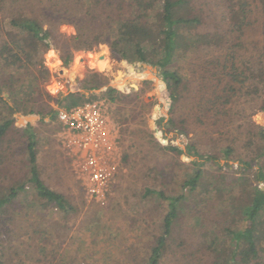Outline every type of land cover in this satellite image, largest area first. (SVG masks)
Masks as SVG:
<instances>
[{
	"label": "rangeland",
	"instance_id": "obj_1",
	"mask_svg": "<svg viewBox=\"0 0 264 264\" xmlns=\"http://www.w3.org/2000/svg\"><path fill=\"white\" fill-rule=\"evenodd\" d=\"M82 4L81 0H0V47L9 41L5 33L7 22L18 13L40 16L43 28L51 27L52 38L46 41L36 67L15 71L3 68L0 62V87L8 78L18 79L20 83L12 92L24 99L30 98L32 87L37 86L40 99L36 107L43 112L31 115L38 120L24 124L18 118L27 115L15 113V127L27 128L34 135L41 180L50 190L64 195L75 209L72 214L64 215L36 200L26 184L29 176L25 139L11 133L0 148V195L19 184H25V191L0 211L1 264H145L162 232L161 223L167 212V202L156 196H145L146 190L160 191L166 196L186 194L188 188L182 187L184 176L189 168L198 167L195 162L199 167L201 163L187 149L190 144L207 151L223 143L229 145L228 140L234 138L238 142L234 148L240 150L249 140L247 131L264 128V111L250 114L251 110L246 107L248 96H242L245 93L242 90L234 100L239 109H245V119L237 121L236 131L218 133L219 128L208 125L204 115L198 111L192 115L188 100L177 107L176 114L187 118L188 134L170 129L168 93L155 68L131 65L122 59L117 61L118 56L111 57L113 54L105 45L93 50L72 49L73 37L87 22L82 16L86 9ZM204 56L207 58L209 54L192 56L189 62L180 64L181 72L188 75L193 85L197 83L198 67ZM40 68L46 69L49 75L41 74ZM88 78L96 89H85ZM54 81L61 82L58 94L54 93ZM111 89L129 94V98L123 101L116 96L114 102L108 103L100 94ZM70 92L99 95L87 103L103 102L107 111L115 174L103 201L87 193L77 173V158L64 146L57 116L51 120V114H47L49 108L52 112L60 111L47 95L61 99ZM0 97L13 107L9 93L3 90ZM259 101L263 105V99ZM169 148H177L179 153ZM217 162L221 169L213 165L201 167L207 177L201 183L206 185L219 175L229 180L242 176L237 161L220 158ZM247 178L248 185L264 189V183L254 182L251 176ZM218 203L213 193L206 194L200 188L187 196L182 212L172 225L160 264L212 262L211 255L204 251L208 236L205 232H221L225 216L217 211Z\"/></svg>",
	"mask_w": 264,
	"mask_h": 264
},
{
	"label": "trees",
	"instance_id": "obj_2",
	"mask_svg": "<svg viewBox=\"0 0 264 264\" xmlns=\"http://www.w3.org/2000/svg\"><path fill=\"white\" fill-rule=\"evenodd\" d=\"M81 2L86 7L82 16L87 22L73 37L72 49L93 50L105 45L112 52L111 57L118 56L117 61L122 59L131 65L145 64L155 68L168 93L170 129L188 134L187 118L176 116L177 107L187 100L192 115L198 111L208 125L216 126L218 133L222 134L236 131L239 128L237 121L245 119V109H239L234 100L242 90H245L242 96H248L246 107L251 110L250 114L264 111V0ZM213 15L216 17L211 20ZM5 33L9 41L0 47V62L3 68L15 71L36 67L46 41L52 38L51 27L44 29L40 16L26 12L10 18ZM203 53H208L209 57L204 56L201 60L197 83L193 85L188 75L181 72L180 64ZM68 58L69 52L65 63ZM40 69L41 74L49 75L46 69ZM18 81L8 78L0 87V92L6 91L13 100V107H10L0 97V148L11 133L24 138L29 176L26 184L31 187L36 200L64 215L72 214L75 209L66 197L50 190L39 176L34 135L27 128L19 130L15 127V113L31 116L43 112L36 107L40 99L37 86L32 87L30 98L19 99L16 92H12L20 83ZM85 84L87 90L97 88L91 78ZM98 96L73 93L63 99L49 95L47 98L57 105L58 110H69ZM116 96L123 101L129 98V94L113 89L100 94L108 103L114 102ZM57 113L51 108L47 111L51 120ZM246 134H250L249 140L240 150H235L238 142L234 138L228 140L229 145L223 143L212 149L209 147L207 151L190 144L187 149L201 163L199 167L195 162L198 167L189 168V173L184 176L182 187L188 188L186 194L166 196L160 191L146 190L145 196H156L167 202V212L161 223L162 232L150 249L145 264H160L172 225L182 212L187 196L198 188L218 198L217 211L225 216L219 234H214V230L205 232L208 236L204 251L213 258L209 264H264V191L248 185L247 178L251 176L254 182L264 183V128L249 130ZM169 150L179 153L177 148ZM220 158L237 161L242 176L229 180L219 175L217 180L206 185L201 183L207 179L205 169L201 167L213 165L221 169L217 162ZM24 191L25 184H19L3 192L0 211Z\"/></svg>",
	"mask_w": 264,
	"mask_h": 264
},
{
	"label": "built area",
	"instance_id": "obj_3",
	"mask_svg": "<svg viewBox=\"0 0 264 264\" xmlns=\"http://www.w3.org/2000/svg\"><path fill=\"white\" fill-rule=\"evenodd\" d=\"M53 84L54 93L58 94L61 82L54 81ZM57 121L64 146L77 158V173L86 185L87 193L91 198L103 201L104 192L115 174V152L103 102L60 110Z\"/></svg>",
	"mask_w": 264,
	"mask_h": 264
},
{
	"label": "water",
	"instance_id": "obj_4",
	"mask_svg": "<svg viewBox=\"0 0 264 264\" xmlns=\"http://www.w3.org/2000/svg\"><path fill=\"white\" fill-rule=\"evenodd\" d=\"M52 59H53V57L50 59V62L52 61ZM143 67H146V65H142ZM69 94H72L71 92L70 93H68V95ZM64 97H66V96H64ZM64 97H61V99H63ZM18 120H20L23 124L24 123H28V122H31L32 120H38V118L36 117V116H26V117H24V118H18ZM260 190L261 191H264V189L263 188H260Z\"/></svg>",
	"mask_w": 264,
	"mask_h": 264
}]
</instances>
